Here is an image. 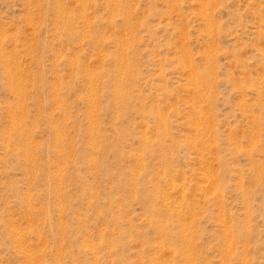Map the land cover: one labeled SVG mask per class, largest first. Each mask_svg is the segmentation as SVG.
Listing matches in <instances>:
<instances>
[{"label":"rangeland","instance_id":"374dc122","mask_svg":"<svg viewBox=\"0 0 264 264\" xmlns=\"http://www.w3.org/2000/svg\"><path fill=\"white\" fill-rule=\"evenodd\" d=\"M0 264H264V0H0Z\"/></svg>","mask_w":264,"mask_h":264}]
</instances>
